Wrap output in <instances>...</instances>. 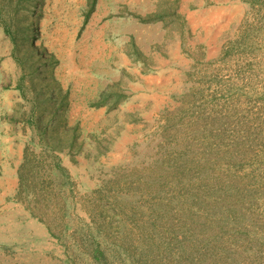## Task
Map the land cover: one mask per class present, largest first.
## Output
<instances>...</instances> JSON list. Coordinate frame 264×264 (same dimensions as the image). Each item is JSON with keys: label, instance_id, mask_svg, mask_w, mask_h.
<instances>
[{"label": "rangeland", "instance_id": "rangeland-1", "mask_svg": "<svg viewBox=\"0 0 264 264\" xmlns=\"http://www.w3.org/2000/svg\"><path fill=\"white\" fill-rule=\"evenodd\" d=\"M4 5L0 264H264V0Z\"/></svg>", "mask_w": 264, "mask_h": 264}, {"label": "trees", "instance_id": "trees-1", "mask_svg": "<svg viewBox=\"0 0 264 264\" xmlns=\"http://www.w3.org/2000/svg\"><path fill=\"white\" fill-rule=\"evenodd\" d=\"M12 1L13 0H0V21L3 22V23H6V21H7L5 19L7 11L4 12V10H3V8L6 6L4 4H7V2L9 4H11ZM7 29H9V31L11 32V29H10L9 26H7ZM197 178H198L199 181L197 179H195V178H193L192 180L198 182V185H200L206 180V174H204L203 172L200 171V172L197 173ZM163 180L164 179L161 178V181H163ZM184 185H186L189 188L191 186V183L189 182V180H186ZM226 187H228V191L231 190V192H232V193H230L228 191H225L227 193V196L233 197L229 204H231L233 201H234V204H235L234 208L232 207V209H230V210H232V213H236V211H237V213H240L243 210V208H244V197L242 195V192L240 191L239 186L238 185L231 186L230 183H226ZM201 188L202 187H199L198 191L200 190L201 192H204V191L201 190ZM209 192L211 194L210 197L214 200L215 208L213 209V208L210 207L209 208V213L207 212L205 214L206 216L212 215V212L217 213L216 206H218V204H219V199H218L219 195H218L217 191L214 190V189H210ZM233 229L234 228L232 227L231 230H233ZM201 245H202V243H197V248L200 249ZM120 248L123 250V252H125L127 254V256L129 255L128 251H127V246H126L125 243H121L120 244ZM201 249H203V248L201 247ZM142 255H144V254H142ZM142 255H139V257L142 256ZM94 258H95V262L98 263V264H111L109 262V259L107 258V255L103 251H100V249H96V251H94Z\"/></svg>", "mask_w": 264, "mask_h": 264}]
</instances>
